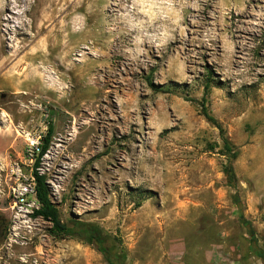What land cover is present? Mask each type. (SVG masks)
Returning <instances> with one entry per match:
<instances>
[{"label":"rangeland","instance_id":"obj_1","mask_svg":"<svg viewBox=\"0 0 264 264\" xmlns=\"http://www.w3.org/2000/svg\"><path fill=\"white\" fill-rule=\"evenodd\" d=\"M49 126L50 200L113 264H264V0H0V264H109L11 208Z\"/></svg>","mask_w":264,"mask_h":264},{"label":"trees","instance_id":"obj_2","mask_svg":"<svg viewBox=\"0 0 264 264\" xmlns=\"http://www.w3.org/2000/svg\"><path fill=\"white\" fill-rule=\"evenodd\" d=\"M149 87L156 92H164L162 88L155 87L152 82H148ZM209 86L204 87L203 96L201 99V113L207 122L215 126L222 140V148L225 155L229 157V164L224 167V174L229 180V183L235 182V174L231 165V161L236 158L237 153L234 147L230 144L229 140L225 137L222 127L218 122L208 113L206 107V97ZM166 92V91H165ZM52 136V128L49 126L47 128L46 134L39 141L38 146L34 151L35 160L33 164L32 177L34 180V191L36 193V199L39 204L37 210L32 214L34 218H41L46 222L51 224V231L54 235H64V236H74L80 238L89 244L93 245L95 249L100 252L104 259L109 263L113 264L109 260L110 254L107 252V241L100 235L98 228L86 225V224H75L72 228L62 223L59 212L54 204L50 200V192L48 185L46 183L47 179L44 175L40 174L37 170L40 166L41 159L47 153L49 149V144ZM259 258H264V254L259 252L257 254Z\"/></svg>","mask_w":264,"mask_h":264},{"label":"built area","instance_id":"obj_3","mask_svg":"<svg viewBox=\"0 0 264 264\" xmlns=\"http://www.w3.org/2000/svg\"><path fill=\"white\" fill-rule=\"evenodd\" d=\"M11 196L12 210H19V212L21 213L28 214L33 213L39 207L36 199V193L34 191L33 178L31 179V183L29 186H25L20 189L13 188Z\"/></svg>","mask_w":264,"mask_h":264}]
</instances>
